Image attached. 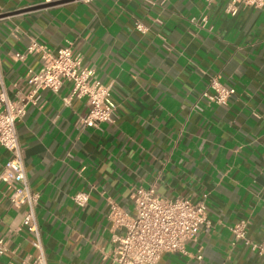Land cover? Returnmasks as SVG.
I'll return each mask as SVG.
<instances>
[{
    "label": "crops",
    "instance_id": "crops-1",
    "mask_svg": "<svg viewBox=\"0 0 264 264\" xmlns=\"http://www.w3.org/2000/svg\"><path fill=\"white\" fill-rule=\"evenodd\" d=\"M229 0H0V57L5 84L41 66L34 41L71 45L82 65L110 85L117 117L102 129L81 128L84 99L68 103L70 84L44 90L18 122L26 174L39 194L37 219L47 264H114L121 230L111 204L134 213L135 187L199 202L207 224L187 255L156 264H264L232 227L264 244V4L226 11ZM141 23L144 29L136 25ZM235 93L210 102V82ZM10 152L0 145V173ZM76 194L86 198L77 204ZM0 182V264L34 254L22 226L24 208ZM202 259L197 258L198 253Z\"/></svg>",
    "mask_w": 264,
    "mask_h": 264
},
{
    "label": "built area",
    "instance_id": "built-area-1",
    "mask_svg": "<svg viewBox=\"0 0 264 264\" xmlns=\"http://www.w3.org/2000/svg\"><path fill=\"white\" fill-rule=\"evenodd\" d=\"M61 1L42 0V3L53 5ZM263 4L264 0H229L226 11L236 14L241 6L260 8ZM136 27L144 29L141 23ZM27 53L40 54L41 66L38 70L30 69L13 83V97L5 84L0 57V145L10 152L0 173V182L9 189L10 203L16 208H24L22 226L32 236L34 254L21 264H47L36 213L39 194L32 190L26 174L17 124L25 118L29 107L39 101L42 91L59 92L65 83L70 84V92L64 102L68 103L72 98L84 99L88 106L87 113L78 118L81 128L102 129L104 124L113 123L117 106L110 85L97 78L94 68L82 65V57L74 54L71 45L52 50L33 41ZM210 86L213 93L203 92L210 102L226 104L235 93L233 88L221 84L217 76L211 79ZM203 197L195 203L184 197H164L152 187L138 186L132 192V215L112 203L108 217L121 230L115 238L114 264H156L166 253L187 255V243L195 241L202 226L207 224L206 195ZM73 199L79 205L86 201L81 194H76ZM232 232L235 242L242 241L264 259V244L249 238L247 221L235 224ZM7 250V239L0 236V256ZM197 258L202 259L200 252Z\"/></svg>",
    "mask_w": 264,
    "mask_h": 264
},
{
    "label": "water",
    "instance_id": "water-1",
    "mask_svg": "<svg viewBox=\"0 0 264 264\" xmlns=\"http://www.w3.org/2000/svg\"><path fill=\"white\" fill-rule=\"evenodd\" d=\"M49 5H51V4H44V6H49Z\"/></svg>",
    "mask_w": 264,
    "mask_h": 264
}]
</instances>
